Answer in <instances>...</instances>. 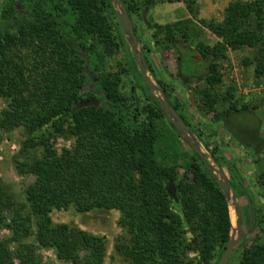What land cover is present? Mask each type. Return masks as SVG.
<instances>
[{"label": "trees", "instance_id": "obj_1", "mask_svg": "<svg viewBox=\"0 0 264 264\" xmlns=\"http://www.w3.org/2000/svg\"><path fill=\"white\" fill-rule=\"evenodd\" d=\"M16 1L0 4V98L8 102L0 111V131L22 130L14 167L20 175L36 178L25 190L26 202L20 203L0 180V231L11 232L8 239L0 237V264H44L40 247L55 249L59 259L73 264H104V236L53 221L55 210L69 209L119 211L128 239L118 243L117 251L130 264H218L232 233L230 204L210 162L191 146V153H182V162L179 153L172 158L159 154V123L167 115L156 96L141 106L123 90L128 64L119 62L116 72L106 70L124 41L111 0H18L22 13ZM186 1L195 13V1ZM122 2L133 21L142 19L143 7L154 3ZM202 23L221 39L214 46L201 40L195 46L206 63L191 56L185 61L187 51L192 52L177 37L187 41L190 34L197 35L189 21L154 24L155 43L176 52V77L197 96L200 113H213L214 121H222L241 145L261 153L264 138L257 130L242 135L229 123L250 105L232 102L231 86L224 96L231 102L219 110L217 89L223 84L219 63L230 48L249 49L244 65L256 77L264 76V0H232L222 20ZM132 60L134 74L142 77L133 54ZM101 89L102 99L95 93ZM174 106L180 113L182 105ZM57 137L74 143L59 153L52 143ZM202 141L220 160L218 148ZM257 180L264 186V169ZM170 181L177 186L178 203L166 190ZM255 216L264 230V207ZM247 221L253 232L257 225ZM30 238L34 241L28 242ZM235 264H264V232L243 246Z\"/></svg>", "mask_w": 264, "mask_h": 264}, {"label": "rangeland", "instance_id": "obj_2", "mask_svg": "<svg viewBox=\"0 0 264 264\" xmlns=\"http://www.w3.org/2000/svg\"><path fill=\"white\" fill-rule=\"evenodd\" d=\"M3 1L0 0V4ZM153 1V4L143 7V18H135L133 21L139 39L138 50L141 52L142 58L146 61L147 75L155 84H162L170 94V98L167 97L173 106L177 102L182 105L180 106V113L186 116L196 130V133L193 132L197 137L201 149L206 154V159L210 162L211 166L220 169L228 180L230 179L229 182L232 183L235 189L237 201L241 209V221L243 225L242 238L235 246L229 261V264H235L241 255L243 246L251 242L257 233L264 232L256 224L257 217L255 216V210L264 207V186L257 182V176L264 169V150L254 155L252 151H245L238 147L239 142H242V140L234 139L229 132L230 130L227 126L223 125L222 121H214L213 113L209 115L200 113L197 96H195L188 85L181 84L176 78V52L173 49H159L153 36L154 24L166 26L182 21H189L190 26L195 29L193 33L197 32V35L190 34L189 40H183L182 42L196 46L201 40L209 46H214L221 39L212 34L203 25L202 21L222 20L224 10L232 0H194L195 13L190 11L186 0ZM16 9L19 13L25 11L21 2L18 0L16 1ZM122 35L124 39L122 49L114 58L107 61L106 70L116 72L119 69V62L127 63L130 72L123 75L125 82L123 90L129 96H135L138 105L144 106L150 104L152 102L150 94L162 97L161 90L155 89L152 92L144 77L134 74L132 68V48L124 31ZM177 38L181 37L178 36ZM249 52V49L233 50L230 48L227 51V58L219 63V70L223 76V84L217 89L220 99L218 107L219 110H222L221 106L224 105L225 108L229 106L231 100L224 101V96L227 90L233 86L235 88V98L232 102H237L239 107L243 104H249L251 108L234 114L229 119V123L240 134L247 131L254 133L259 123L261 125V131L264 134V76L260 78L256 77L253 68H248L244 65L243 57ZM186 55L187 58L185 61L189 63L191 54L187 51ZM195 60L196 62L204 63L208 61L202 55H195ZM204 67L206 66L204 65ZM133 84H135L136 90L132 89ZM190 86L194 88L196 83H192ZM166 90H164L165 93ZM192 97L195 100V104H191ZM7 104V100L0 98V111L6 108ZM102 105H104V101ZM159 124L162 130L159 154H167L172 158L171 154L179 153V161L182 162V153L192 152L190 145L183 136L176 133L168 117H164ZM203 139L209 142L211 149L218 148L217 155L220 160L215 159L212 151L205 147L202 141ZM22 140V130L20 129H16L8 134H3L0 131V180L5 182L9 193L19 203L26 202L25 190L36 178L34 175H20L14 167L13 157L19 151ZM52 143L60 153L65 148H71L74 139L57 137L53 139ZM245 162L252 163V166L245 165ZM180 170L181 172L184 171L182 168ZM230 211L233 227L232 235L237 237L238 216L233 202L230 203ZM6 215L10 218L8 212ZM52 218L55 223H68L90 233L104 236L107 244L104 264H130L117 251L118 243L128 239L125 230L120 225L121 213L119 211L94 210L81 213L75 209L66 211L55 210L52 213ZM248 218L252 223L255 222L257 225V228L253 232L249 231ZM262 226H264V223H262ZM0 237L8 239L11 237V232L4 228L0 231ZM33 241L34 238L28 239V242ZM38 253L42 256L44 264H73L59 259L53 248L40 247Z\"/></svg>", "mask_w": 264, "mask_h": 264}, {"label": "water", "instance_id": "obj_3", "mask_svg": "<svg viewBox=\"0 0 264 264\" xmlns=\"http://www.w3.org/2000/svg\"><path fill=\"white\" fill-rule=\"evenodd\" d=\"M111 2L114 4L117 10V18L118 21L127 37V40L129 41L133 55L136 59V62L138 66L140 67L141 73L146 80V82L149 84V87L151 88L152 92L155 89L161 90L162 97L156 96L159 100V103L164 111V113L167 115L171 123L177 128L179 131V134L184 137V139L187 141V143L192 147L193 150L197 151L205 160L206 154L201 149V146L197 140V137L195 136L193 130L188 126V124L184 121L180 113L176 110V108L172 105L169 98L167 97L165 91L158 85L153 82V80L147 75L146 73V61L142 58L141 52L138 50V44L139 39L135 30V26L133 23V20L124 6L122 0H111ZM193 104H195L194 98H192ZM210 170L214 174L215 179L223 192L225 193L227 200L229 204L233 202V205L235 207V210L237 212V222H238V236L234 237L231 233L230 239L222 253V256L219 260L218 264H229L230 258L232 256V253L234 251L235 246L242 238V214L241 209L239 206V203L237 201V195L235 192V189L232 185V183L229 182L226 175L220 170L216 169L214 166L210 165ZM166 190L169 194V196L176 202H179L178 197V189L176 184L173 181H170L166 185ZM233 230V227H232Z\"/></svg>", "mask_w": 264, "mask_h": 264}, {"label": "flooded vegetation", "instance_id": "obj_4", "mask_svg": "<svg viewBox=\"0 0 264 264\" xmlns=\"http://www.w3.org/2000/svg\"><path fill=\"white\" fill-rule=\"evenodd\" d=\"M181 39V46L183 49H188L190 50L192 53H191V57L195 60V55H201V53L198 51V49L195 47V46H191L189 43H184L182 42L183 41V38H180ZM209 56V55H208ZM207 59V58H206ZM208 60V59H207ZM177 78V77H176ZM177 80L179 82H181V84L185 85L179 78H177ZM149 86V85H148ZM97 94V96H99L101 98V96L103 95L104 91L100 90L98 92H95ZM151 96V94H150ZM193 98V97H192ZM191 98V99H192ZM102 99V98H101Z\"/></svg>", "mask_w": 264, "mask_h": 264}, {"label": "crops", "instance_id": "obj_5", "mask_svg": "<svg viewBox=\"0 0 264 264\" xmlns=\"http://www.w3.org/2000/svg\"><path fill=\"white\" fill-rule=\"evenodd\" d=\"M257 132H259V135H260V137H262V138H264V134H263V132L261 131L262 129H261V125L258 123V125H257ZM238 147H240V148H242V149H244L245 151H252V153L254 154V155H257V154H259V153H256V149L254 148V147H252V146H246V145H241L240 143L238 144ZM252 163H246L245 162V165H250V166H252L251 165Z\"/></svg>", "mask_w": 264, "mask_h": 264}]
</instances>
